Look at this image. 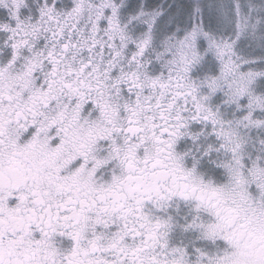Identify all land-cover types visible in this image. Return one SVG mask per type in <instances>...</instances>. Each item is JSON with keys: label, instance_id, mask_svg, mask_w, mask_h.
<instances>
[{"label": "snow or ice", "instance_id": "obj_1", "mask_svg": "<svg viewBox=\"0 0 264 264\" xmlns=\"http://www.w3.org/2000/svg\"><path fill=\"white\" fill-rule=\"evenodd\" d=\"M0 264H264V0H0Z\"/></svg>", "mask_w": 264, "mask_h": 264}]
</instances>
